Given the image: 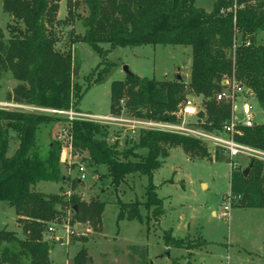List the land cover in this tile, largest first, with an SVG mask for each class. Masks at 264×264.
<instances>
[{"label":"trees","instance_id":"obj_1","mask_svg":"<svg viewBox=\"0 0 264 264\" xmlns=\"http://www.w3.org/2000/svg\"><path fill=\"white\" fill-rule=\"evenodd\" d=\"M62 0H1L3 12L15 24L8 27L9 39L0 31V78L10 73L16 82L5 101L43 110L67 111L76 108L83 97L73 81V45L86 44L103 56L100 45L110 50L142 46H182L191 48L189 82L156 81L128 75L111 84L109 115L118 118L127 113L136 120L179 124V112L186 96L202 98L197 114L201 129L218 131L232 116L231 104L216 101V95L233 80L250 89L264 113V45L256 44V35L264 36V0H217L206 12L194 6V0H66L63 23L79 20L82 35L70 30L69 46L60 48L57 14ZM80 6L85 16L77 13ZM228 9L227 13L221 11ZM240 36L238 43L237 37ZM58 48V49H57ZM106 53V52H105ZM56 116L0 109V202L16 215L23 239L14 232L0 230V264H51V246L42 234L48 222L57 216L56 205L72 210V225L84 224L93 233L102 231L105 204L98 198L85 202L70 198L67 202L35 190L38 183L63 182L59 167L61 145L51 141L37 145L41 126L60 121ZM72 147L86 151L95 166L107 167V178L117 189L126 176L148 177L144 203L117 201V222L139 220V206L152 217H161L162 201L154 192L152 174L168 157V149L180 148L190 159H209L206 144L179 134L148 131L139 135L136 149L146 150L138 162L116 161L117 153L104 140L94 139L100 127L74 121ZM235 141L264 152V121L252 128L238 127ZM17 148L8 155L11 141ZM215 151V162H227ZM126 158V155L122 154ZM248 173L240 168L230 172L231 206L264 209V162L250 159ZM73 183H76L75 181ZM159 222V220H158ZM166 248L193 250L200 242L175 239L162 232ZM82 247L70 264H93L84 246L88 239L78 238Z\"/></svg>","mask_w":264,"mask_h":264},{"label":"rangeland","instance_id":"obj_2","mask_svg":"<svg viewBox=\"0 0 264 264\" xmlns=\"http://www.w3.org/2000/svg\"><path fill=\"white\" fill-rule=\"evenodd\" d=\"M215 1L217 0H194V6L210 12ZM61 2L58 19L66 14V0ZM222 12L227 13L228 9H223ZM77 13L85 16L87 10L80 6ZM13 24L15 22L12 18L3 12L0 0V31L5 41L9 39L8 27ZM70 30L79 35L84 32L79 20L72 24L59 22L58 50H66L69 46ZM237 39L239 43L240 36ZM256 44L264 45L261 32L256 35ZM73 48V81L77 91L83 93L77 109L55 111L59 113H38L37 108L8 103L5 96L15 87L16 82L10 73H5L0 78V109L44 114L61 119L51 123V141L61 145L60 156L63 151L69 154L67 163L59 162L64 181L41 182L35 186V190L64 202L70 198L89 201L95 197L105 204L102 232L94 234L86 232L89 227L84 224H75L79 227L74 228L70 207L55 206L58 214L53 221L47 223L42 234L43 241L51 246V264H66L67 261L71 263L73 256L82 247L78 238L84 236L88 239L84 246L94 264H264V209L231 206V168L245 170L249 157H239L231 165L229 160V164L225 161H214L216 150L211 144L206 145L209 159L190 160L180 148L168 149V157L159 159L160 168L153 172L151 182L155 187V194L162 201L163 213L161 217L154 219L151 215L152 209L147 211L143 205L139 206L142 222L134 220L133 226L127 222L116 221L117 201L124 204L135 201L144 203L148 177L138 173L128 175L115 189L110 178H107L106 166H95L86 151L78 152L72 147L73 122L84 121L100 127L99 134H94V139L104 140L117 153L114 157L116 161L138 162L146 157V150L136 149V145L139 135L151 130L135 128V119L130 118L127 113H122L118 118L122 121L118 122L108 117L111 84L125 79L124 67L139 78L173 81L178 76L184 83L189 82L191 48L142 46L110 50L108 45L102 44V57L86 44H75ZM185 100L190 101L198 112L202 109L201 97L187 95ZM244 102L252 109L253 123H263L264 113L255 98L244 99L241 95L238 96L234 104L235 117L243 120ZM67 113L75 116L72 121L63 117L68 116ZM175 125L190 130L200 129L195 117L182 118ZM51 127L42 128L41 134L46 135ZM161 132L174 133L173 130ZM37 137L40 140L41 135L38 133ZM13 151V144L10 143L8 155ZM218 154L227 159L221 152ZM221 214H225L224 219L217 217ZM49 228L53 231L49 232ZM0 230L14 232L19 239H23L14 210L4 202H0ZM163 231H169L175 239H190L201 244L190 251L166 248L162 240Z\"/></svg>","mask_w":264,"mask_h":264},{"label":"built area","instance_id":"obj_3","mask_svg":"<svg viewBox=\"0 0 264 264\" xmlns=\"http://www.w3.org/2000/svg\"><path fill=\"white\" fill-rule=\"evenodd\" d=\"M244 97V99L248 98H255L252 91L245 86L238 84L235 80L231 82V84L224 89L222 92L216 95V101H227L231 104L232 107V116L231 119L224 123L222 128L218 131H212L208 132L203 129L199 130H190L183 127H178L177 125L167 124V123H160V122H152V121H144V120H134V127L135 128H141L151 131H174V134L183 135L186 137L193 138L195 140H199L203 143L211 144L215 150H218L223 155H225L228 160L231 162V165H234L233 163L235 160L239 157L247 156L250 159H255L260 162H264V152L244 146L242 144H239L235 141V133L236 129L238 127H245V128H252L255 124L253 123V117L254 114L252 112V109L250 105H248L246 102H244L242 107V115L244 116L243 120L239 121L234 113L236 110L235 107V99L238 96ZM47 113H59L55 111H48V110H41ZM198 111L193 107L192 103L190 101H186L184 106L179 112V116L182 118L185 117H195L197 118ZM68 116L66 117L68 120L72 121L75 116H72L71 113H67ZM119 118V117H118ZM118 118H111L113 121H122ZM64 149V148H63ZM69 161V154L63 153L61 154L59 158L60 163H67ZM233 167V166H231ZM233 170V168H231ZM225 211L227 209L225 208ZM220 219L225 218V214H221L217 216ZM49 232H52L53 230L51 228L48 229Z\"/></svg>","mask_w":264,"mask_h":264},{"label":"crops","instance_id":"obj_4","mask_svg":"<svg viewBox=\"0 0 264 264\" xmlns=\"http://www.w3.org/2000/svg\"><path fill=\"white\" fill-rule=\"evenodd\" d=\"M62 3V2H61ZM61 3H60V5H61ZM60 5H59V11H58V14H59V12H60ZM58 14H57V20L59 21V22H62L63 21V19H64V17H65V15H64V17L62 18V19H58ZM74 49V48H73ZM11 75V74H10ZM12 77V76H11ZM185 83H187V82H185ZM14 105V104H13ZM17 106V105H16ZM18 106H22V105H18ZM38 112H41V110H37ZM42 112H44V111H42ZM109 118L111 117V116H108ZM240 121V120H239ZM52 126V124H48V125H44V126H41L40 127V129L38 130V133L41 135V137H40V140H41V142H40V140L38 139V137H37V145L39 146V147H46V146H48V144L50 143V141L53 139L52 137H53V133H52V128H53V126ZM46 127H51V128H49L50 130H49V132H47V134L46 135H42L41 134V129L42 128H46ZM40 142V143H39ZM11 143L13 144V148H14V151H15V149L17 148V142L16 141H11ZM14 151L12 152V154L14 153ZM11 154V155H12ZM36 189V188H35ZM82 201H84V200H82ZM85 202H87V201H85ZM121 222H127V223H129L130 225H133L134 226V221H132V222H128V221H121ZM79 226L78 225H76V228H78ZM75 228V227H74ZM86 232H89V234L91 233V234H94L92 231H90L89 229H87L86 230ZM102 232V231H101ZM74 257V256H73ZM92 260H93V258H92ZM66 264H70V263H68V261L66 262ZM93 264H94V260H93Z\"/></svg>","mask_w":264,"mask_h":264},{"label":"water","instance_id":"obj_5","mask_svg":"<svg viewBox=\"0 0 264 264\" xmlns=\"http://www.w3.org/2000/svg\"><path fill=\"white\" fill-rule=\"evenodd\" d=\"M123 71H124V73L126 74V76L131 75V73L129 72V70H128L127 67H124V68H123ZM178 79L181 80L180 77H178ZM247 173H248V169H245V170L243 171V175L245 176ZM74 227H75V229H76V225H75Z\"/></svg>","mask_w":264,"mask_h":264},{"label":"bare ground","instance_id":"obj_6","mask_svg":"<svg viewBox=\"0 0 264 264\" xmlns=\"http://www.w3.org/2000/svg\"><path fill=\"white\" fill-rule=\"evenodd\" d=\"M5 110V109H4ZM39 110V109H38ZM35 112H37V111H35ZM42 112V111H41ZM39 113V112H38Z\"/></svg>","mask_w":264,"mask_h":264}]
</instances>
